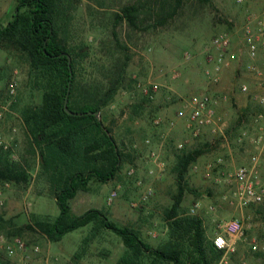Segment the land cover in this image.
I'll return each mask as SVG.
<instances>
[{
	"label": "rangeland",
	"instance_id": "1",
	"mask_svg": "<svg viewBox=\"0 0 264 264\" xmlns=\"http://www.w3.org/2000/svg\"><path fill=\"white\" fill-rule=\"evenodd\" d=\"M262 2L182 0L170 13L172 0H58L59 37L69 50L81 53L76 57L78 93L104 88L117 68L125 66L120 88L96 115L125 157L112 180H91L86 191L77 193L70 202L73 216L97 209L116 225L138 231L152 248L163 246L169 237L166 214L177 193L176 157L201 150L185 175L179 215L198 217L207 243L229 219L242 220L244 235L235 240V251L223 252L217 264H264L262 212L257 207L240 210L228 201L234 187L230 175L252 153L238 141L239 130L245 127L253 134V117L264 111L250 97L264 94L262 80L248 70L251 64L264 70V54L259 51L250 59L245 43L246 27L256 31L254 19ZM162 3L166 11L161 17L148 12ZM133 4L139 7L134 24L117 17ZM15 5V0H0V26L11 19ZM219 34L227 35L228 53L235 58L213 83L204 72L213 67L211 41ZM242 85L249 94L240 91ZM39 89L24 55L0 46V149L29 176L20 184L0 183V216L6 221L0 231V264H116L125 248L107 230L93 231L91 224L51 243L27 228L34 217L51 221L58 215L39 150L30 145L21 114L39 103ZM203 94L216 102L224 137L207 128L193 136L185 128L192 102ZM219 159L221 165L205 177L206 166ZM260 167L264 174V158ZM15 240L25 252L14 248L7 253L5 246H14Z\"/></svg>",
	"mask_w": 264,
	"mask_h": 264
},
{
	"label": "trees",
	"instance_id": "2",
	"mask_svg": "<svg viewBox=\"0 0 264 264\" xmlns=\"http://www.w3.org/2000/svg\"><path fill=\"white\" fill-rule=\"evenodd\" d=\"M15 1L11 19L0 26V46L24 55L35 84L40 88L39 103L25 107L21 114L30 145L39 150L40 164L48 176L58 207V215L53 220L34 217L27 228L40 232L51 243L60 242L66 234L91 224L93 231L96 228L107 230L119 237L125 248L116 264H143L147 258L151 259L148 264H217L223 252L212 242H206L201 220L195 216H181L178 212L187 191L185 175L201 150L183 152L176 157L177 193L166 214L169 237L163 246L152 248L141 239L138 231L116 225L97 209L72 215L70 202L77 193L86 191L91 180L100 183L112 180L125 157L117 149L109 129L96 117L120 88L125 66L117 68L104 88L94 85L91 91L78 93L76 57L81 53L69 50L59 37L58 0ZM172 1L170 13L182 0ZM165 11L162 3L148 12L161 17ZM138 15L139 7L133 4L124 7L117 17L134 24ZM67 94L68 110L79 115L64 110ZM28 177L22 165L0 149V183L20 184L27 182ZM5 224L0 216V231ZM184 243L187 249L183 248Z\"/></svg>",
	"mask_w": 264,
	"mask_h": 264
},
{
	"label": "built area",
	"instance_id": "3",
	"mask_svg": "<svg viewBox=\"0 0 264 264\" xmlns=\"http://www.w3.org/2000/svg\"><path fill=\"white\" fill-rule=\"evenodd\" d=\"M243 0H237L238 3ZM255 32H252L247 26L245 30V43L247 56L254 60L259 51L264 54V0L262 2V9L257 18ZM230 40L227 35L219 34L211 41V49L216 52V55L210 56L209 62L213 63L212 69H205V75L216 83L217 74L221 68L227 66L229 60L234 59L233 54H229ZM248 70L252 72L257 78L262 80L264 86V70L258 66L251 64ZM240 91L243 94H249V88L242 85ZM255 103L264 108V94H253L250 96ZM216 102L207 94H203L199 99L192 102V107L189 114L186 116V130L197 136L199 131L207 128L214 135L220 134L224 137L223 124L220 123L219 117L215 112ZM254 124V133L250 134L248 129L242 127L238 133V141L245 142L252 148L247 163L235 168L233 174L230 175L229 182L233 184V189L229 195V204L237 209H245L250 207H257L262 212V229L264 230V174L261 172V161L264 158V111L256 113L252 120ZM172 125V122L170 123ZM145 143H149L146 140ZM179 148L182 145H178ZM153 155V153H152ZM221 159L217 160L215 164H208L205 168V177H209L213 170L220 166ZM150 193L148 190L147 194ZM244 235V223L237 218L229 219L221 226V232L216 233L212 239L213 246L225 254L235 251V240L240 239ZM0 242H3L0 239ZM25 252L24 244L19 240H15L14 246L7 245L5 250L7 253H12V250ZM255 250L256 247L254 246ZM34 251H38L34 249Z\"/></svg>",
	"mask_w": 264,
	"mask_h": 264
},
{
	"label": "water",
	"instance_id": "4",
	"mask_svg": "<svg viewBox=\"0 0 264 264\" xmlns=\"http://www.w3.org/2000/svg\"><path fill=\"white\" fill-rule=\"evenodd\" d=\"M68 58V64H70V58L67 56ZM71 72V71H70ZM68 91H69V86H68ZM68 94L66 95L65 101H64V110L68 113V114H72V115H79V113H73L71 111L68 110L67 107V101H68Z\"/></svg>",
	"mask_w": 264,
	"mask_h": 264
}]
</instances>
